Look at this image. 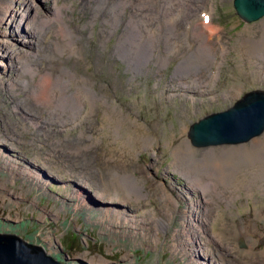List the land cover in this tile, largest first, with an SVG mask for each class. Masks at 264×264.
Here are the masks:
<instances>
[{"label":"rangeland","instance_id":"1","mask_svg":"<svg viewBox=\"0 0 264 264\" xmlns=\"http://www.w3.org/2000/svg\"><path fill=\"white\" fill-rule=\"evenodd\" d=\"M135 1L137 2V0ZM203 1L205 3H202V0H153L155 5L152 2V4L145 7L138 6L143 10H149L148 14L151 12L158 14L148 27L155 31L161 25L160 30L163 35L169 31L167 26L163 24L164 20L169 15L175 14V11H179L180 15L185 13L184 17L180 16V33L174 39L180 38L178 40L182 43L187 40V45L175 56L170 54V51L165 52L166 42L164 41L156 54L159 51L162 55H170L167 66L159 69L157 62L152 61L143 68V72L135 74L133 70H129V63L115 54L116 48L114 46L118 42V38L128 31L137 32V27L144 29L146 21L140 18V14H135L138 18L135 19L133 25L130 24L131 15L138 11L137 9L126 6L122 11L123 6H121L122 13L119 16L118 27L114 30L112 37L104 44L105 34L110 28L104 21L109 16V12H101L93 27L86 26L92 15V3L82 0H16L11 4V0H0V9L1 6L10 5L11 9L15 11L14 15H17V20L21 19L22 14L25 16L28 12L37 11L39 15H47L48 8L51 6L55 10L58 7L62 8V12L67 14V18L73 21L70 25L80 36L78 45L87 50L92 47L93 52L91 54L86 52L83 55L80 52V57L71 56L68 58L66 55L56 53L57 58L55 60L51 59L49 53L53 51L54 47L51 40L56 38L55 35L51 36V34L55 28H59L58 22L49 29L42 40H39L42 43V50L46 51V54L40 51L34 52L29 48L30 39L33 43L35 39L30 38V29L24 24L25 21L20 22V25L23 26L22 29L19 27L15 29L17 31L15 34L19 37L15 38L17 42H15L16 44L13 45L12 49L31 52L36 59L34 65L40 67L41 70L50 63L54 64L53 66H56L57 63L60 65V61L65 59H68V62L73 65H76V60L79 61L81 71L86 75L89 74L93 80L96 79L99 85L104 87L103 93L110 100H114V103L122 108L125 114L137 120L140 125H144L154 137L151 148L142 149L132 156L129 155L126 152L129 149L128 146H122L124 144L121 140H113L111 130L108 128L110 124H107L109 123L106 115L108 108L103 100L97 102V114H95L97 117L93 116L91 120H87L83 125L77 124L80 122L79 120L76 123H70L66 127L54 123L53 127L49 128L50 124L45 129L46 132L49 130L50 135L58 141L57 145L84 144V140H86V144L88 142L93 143L90 149H82V153L77 155H53L48 142L45 145L34 142L33 145V137H37L41 133L38 127L29 125L26 134H24L25 130L17 131L16 133L22 134L23 140L13 141L11 139L10 142L16 143H10L9 145L24 151L33 160V154L38 153L43 157L48 156L50 158L49 162L60 163L62 166L57 173L60 179L63 178V183L48 181L46 184L41 183L38 178H32L35 184L28 181L32 186L25 185L21 188L23 180L27 182L25 178L28 175L18 173L22 172L23 167L26 168V163H18L13 167L16 170H13L2 164L0 160V187L6 188L0 189V232L19 234L29 242L39 243L44 246L49 255L61 258L67 263H75L73 258L84 260L90 264L187 263V258L183 257L184 254L181 250L178 248L176 251L174 247L175 237L173 234H179L181 230H184L182 225L185 223L181 219L180 212V209L184 206L182 204L175 206L170 204V201L168 205L164 195L173 193L175 196H180L182 194L185 197L183 200L186 199L185 206H187V202L194 204V201L198 200H201L202 205H206V203L202 191L191 186L187 188L189 186L188 179H185L183 175L174 170L172 165L175 158L173 155L174 148L180 145L184 139H190L188 132L193 122L208 114L230 108L247 91L264 89L263 55H261L262 57L250 55L244 47H241L243 39H247V43H250L247 37H260L262 31L258 24L264 19L262 18L253 23L244 22L235 11L234 0ZM157 2L160 11L156 9ZM26 3L30 5V8H26ZM182 5H185V8H180ZM32 8H34V11H32ZM203 9L211 13L212 17L210 15L208 20L202 18L198 21L200 12ZM194 20L198 24L200 23L212 29L211 32L214 34L212 40L217 45L214 46L211 63L210 60L206 66L196 64L190 67L193 70L192 73L196 72L198 77H202L203 84L198 88L191 87L186 91L178 87L176 73L178 72V66L189 54H192L193 49V51L196 50L195 41L192 44L189 43L190 46L188 44L195 27ZM6 24L13 25L12 21L4 19V23L0 25V40L3 38L1 33H4L3 27ZM26 29H29V33H24ZM101 29H104L103 36H101L103 34ZM203 30L208 34L210 32L209 29ZM218 34L223 37L224 47L218 43ZM180 42L178 46L172 48L177 50L181 45ZM23 43L27 45L22 46ZM0 44H2L1 41ZM101 58L106 62L103 66H105L108 73L98 74L103 80H100L96 75V72L102 66H96L95 71L94 65ZM2 62L0 76H4L1 70L6 66V62ZM8 63L10 62L8 61ZM54 70V73L59 71L57 68ZM17 72V70H11L6 77L11 79ZM194 77L196 76L194 75ZM39 78L40 76L36 75L34 81L37 82ZM29 80L31 81V78ZM115 80L121 86L120 90L111 88V84ZM188 85L192 86L190 83H187ZM18 86H21V84ZM11 93H14V91L12 90ZM4 94L5 91L0 89V98L3 100L2 105L4 102H10L5 101L3 97L6 94ZM21 95L25 96V93ZM4 108L6 109L5 116L0 111V123L6 119L8 104ZM43 110L44 108H40L37 111L39 119L49 116L47 112L40 114ZM16 111L18 112V110ZM182 116L183 118H181ZM10 120L14 124L11 116ZM31 121L34 123L35 120L31 119ZM185 125L187 130L182 133ZM101 127H104V129L101 130ZM15 128H18V126L15 125L14 131ZM82 130H86V134L92 136V138L83 139L79 137ZM0 131L5 136L15 134L8 126L2 128L0 125ZM123 132L126 139L127 131ZM14 136L17 137V135ZM262 136L260 135L257 138ZM191 146L194 151L193 153L189 151V153L197 159L198 169L201 167V162H203L200 159L201 154L208 153L207 150L213 148L214 153L209 152L210 157L207 156L203 159L204 162L207 161L213 165L210 167L217 168L220 175L222 172L231 171L228 170L229 165H231L234 169H241L236 175L242 172L243 176L245 171L250 169L255 159L256 162H260L264 153L263 147L237 154L226 152L218 155L215 151L221 146L207 148ZM65 158L76 162L78 170L84 171L86 174L85 176L91 184L90 189H87L86 192L91 198L94 195L93 193L97 194L96 188H103L115 176L113 174L116 171H110L108 167L117 169L119 163L124 164V161H126L125 164L129 169L134 166L137 170L134 173L135 176L146 179L144 193L148 196L142 200H137L134 196H129L123 191L121 196L127 199L128 206L138 210L136 213L138 217L148 216V220L144 223L145 227L137 229L130 223L122 224L118 222L112 224L111 219L103 209L104 207H101L100 204H93L89 201L90 204L87 205L86 203L83 204L79 197L71 198L70 192L73 189L72 183L68 179L78 180V177L75 176L74 172L68 173L66 171L69 163L67 162L66 165V162L62 160ZM196 174L201 178H211L197 172ZM14 175L19 179H15ZM40 176L44 178L45 173L41 172ZM248 193L244 188L240 189L236 200L229 207L225 202L214 204V217L210 225V233L220 242V247L224 248L218 250V252H222L221 254L224 256L223 258H226L227 263L251 264L249 256L246 254L247 250L251 248L254 249V252L260 253L256 254L254 259L264 260V254L261 253L264 250V244L261 242L264 238V192L260 188L252 187L251 194ZM44 210L49 212L45 213ZM158 220L166 222L167 227L165 229L157 228L154 221ZM248 224L256 234L245 232L244 228ZM79 235H81V241H79ZM179 239L181 238H176V243ZM63 240L66 242L65 246L73 242V246L68 247L67 251L63 250L65 248Z\"/></svg>","mask_w":264,"mask_h":264},{"label":"bare ground","instance_id":"2","mask_svg":"<svg viewBox=\"0 0 264 264\" xmlns=\"http://www.w3.org/2000/svg\"><path fill=\"white\" fill-rule=\"evenodd\" d=\"M14 1L16 0H11V4ZM82 1L92 3V15L88 19L86 26L93 27L96 20L99 19L101 12H109V16L104 21L110 26L105 34L104 44L112 37L114 30L118 27L119 16L122 13L121 6H123L122 11L126 6L138 10L131 15L132 18L130 24L133 25L135 19L138 18L135 14H140V18L146 21L143 30L142 27H137V32L131 29L132 31H128L123 36H120L118 42L115 43L116 45L114 46L116 48L115 54L127 61L129 63V70H133L135 74L143 72V68L149 65L152 61L157 62L159 69L167 66L170 55H162L159 51L158 54H156V51L160 50V45L164 41L166 42L165 52L167 53L170 51V54L175 56L178 55L181 49L187 45V40L182 43L179 41L180 38L174 39V37H177L180 33V16L184 17L185 13L182 15L179 13L178 15H169L163 22L169 31L163 35L160 30L161 25L155 31H152L151 28L148 27L150 22H152L154 17L158 14L153 12L148 14V12H150L149 10H143L138 7L140 5L145 7L148 4H152L153 0H137V2L135 0ZM1 3L3 4V2ZM202 3H205V1L202 0ZM153 5H155V2H153ZM25 6L27 9L30 8L28 3H26ZM158 6L159 4L157 2V10H159ZM183 6L185 5H182L181 7L183 8ZM32 11H34V8H32ZM14 13L15 11L11 9L10 5L1 6L0 25L4 23V19L12 21L13 25L6 24L3 27L4 33H1L3 38L0 40L2 43L0 44V65L3 64L2 61L6 62V66L1 70V73H3L4 76H0V89L5 91L6 95L4 94L5 96L3 97L5 101H10L4 102L2 105L1 102L3 100L0 98V111H2L4 116L6 110L4 106L7 104L9 106V113L6 112V119L4 122L0 123V125L2 128L8 126L11 131H14L13 128L15 125L18 126V128H15V134L13 135L5 136L2 134V131H0V160L2 161V164L9 169L16 170L13 167L18 163H26V168L23 167L22 172L18 174H27L28 177L25 178V180L32 181L33 184L35 183L32 178H38L41 183L46 184L48 181L62 182L63 178L60 179L57 173L62 166L60 163L54 164L49 162L50 158L48 156L43 157L38 153L33 154V160L28 157L24 151L16 149L14 146L11 147L9 144H15L16 142L12 143L10 140H23L22 134L16 132L25 130L24 134H26V130L29 125H31L32 127H38V130L41 132L37 137H33V145L34 142H39L42 145H45V143L48 142V145L51 146L53 155L56 156H64L66 154L77 155L82 153V149H90L93 143L88 142L86 144V140H84V144L70 143L57 145L58 141L53 138L54 136L50 135L49 130L46 132L45 129H47L50 124L51 126L49 128H52L54 123L66 127L70 123H76L79 120L80 122L77 124L83 125L87 120H91L93 116L97 117L95 115L97 114V102L101 100L104 101L108 108L106 115L108 116L109 123L107 124H110V127L108 126V128L111 130L113 140H121L124 144L122 146H128L129 149L126 152H128L129 155L132 156L139 153L142 149L152 147L154 137L151 133L144 125H140L137 120H134L130 115L125 114L124 110L114 103V100H110L109 97L103 93L104 87L100 86L96 79L93 80L89 74L86 75V73L81 71V64L79 61L76 60V65H73L68 62V59H65L60 61V65L57 63L56 66H53L54 64L50 63L49 65H45L44 69L41 70L40 67L34 65L36 59L34 57L35 55H32L31 52H23L20 49L16 51L12 49L13 45L16 44L15 42H17L15 38L19 37V35L17 36L15 34V32H17L15 29L16 27L22 29L23 26L20 25V22L25 21L24 24L30 29V38L32 37L35 39L34 43L31 42L30 39L29 48L34 52L40 51L41 53L46 54V51L42 50V43H40L39 40H42L49 32V29L58 22L59 28H55L51 34V36H56V38L51 37V41L54 43L53 51L49 53V56L52 57L51 59L55 60L57 58L56 53L66 55L68 58L71 56L80 57V52H82L83 55L86 52L91 54L93 52L92 47L87 50L83 46L78 45L80 36L70 25L73 21H70L69 18H67V14L62 12V8L58 7V9L55 10L54 7L51 6L48 8L47 15H39L37 11L33 13L28 12L25 16L22 14L20 20H17V15H14ZM174 13H176V11ZM210 15L212 17V14L206 12L205 9L200 12V16L205 20H208ZM46 25L48 26L47 28ZM258 25H260V30L262 31L260 37H247L249 38L248 42L250 43H247V39H243L241 41V47H244L250 55L259 57H262L261 55H263L264 58V20ZM151 27L153 26L151 25ZM29 29L24 30V33H29ZM203 29H209V34ZM103 30L104 29H101L103 33L101 36L104 35ZM211 30V28L201 25L200 23L198 24L197 21L195 22V27L193 28L192 36L188 44H192V42L195 41L196 50L193 51V49L192 54H189V56L178 66L176 77L178 79L179 88L187 91L191 87L198 88L203 84L204 81L201 80L202 77H198V73L196 72L192 73L193 70H191L190 67L196 64L206 66L210 60V63L212 62L214 46L217 44L216 42L213 43L212 38L214 37V34ZM129 33H131V35H129ZM217 38L218 43L224 47L225 44L223 43V37L218 34ZM179 42L181 45L177 50L172 48L178 46ZM25 45L27 44H22V46ZM8 61L11 64L8 63ZM256 62L258 63V61ZM105 63V60L101 58L99 62L94 64L95 71L96 66H102L100 70L96 72V75L100 80L103 79L98 75L99 73L108 74L105 66H103ZM55 68L59 70L58 73H54ZM11 70H17L18 72L11 79H8L6 76ZM36 75L40 76L37 82L34 81ZM194 75L196 77H194ZM30 78L31 81L29 80ZM187 83H190L192 86H187ZM19 84H21V86H18ZM8 88H11L14 93H11L12 90ZM111 88L113 90H120L121 86L117 83V80H115L114 83L111 84ZM129 91H131V89H129ZM24 93L25 96H22L21 94ZM40 108H44L40 114L47 112L49 116H46L45 118L40 117L41 119H39L37 111H39ZM16 110H18V112ZM10 116L13 118L15 125L11 123ZM181 118H183V116ZM31 119L35 120L34 123ZM103 129L104 127H101V130ZM125 130L127 131L126 139L123 132ZM185 130H187L186 125L183 126L182 133H184ZM14 135H17L18 138ZM262 135L261 138L256 137L252 139L249 144L246 143L238 146H233L231 144L220 145L221 147L217 148L215 152L218 155L226 152L237 154L242 151L245 152L248 150L261 149L264 147V134ZM79 137L83 139L92 138V136L86 134V130H82ZM37 138L41 140H38ZM191 145H193L191 140L186 138L180 143V145H177L174 148L173 155L175 158L172 165L176 172L183 175L185 179H188L189 186L187 188H190L191 186L194 189H200L202 191V196L206 205H202L200 203L201 200H198L194 201V204L187 202V206H185L184 203L186 202V199H184L185 201L183 200L185 197L182 196V194L180 196H175L173 193L170 194L167 192L168 194L164 195L168 205L170 201V204H174L175 206L177 204H182V206H184L180 209L181 219L185 223L182 225L184 230H181L179 234L173 233L175 237L174 247L176 248V251L179 248L184 254L183 257L187 258L186 264H231L230 262L227 263L225 260L226 258H223L224 256L221 254L222 252H218V250H223L224 248L220 247V242L214 235H212V233H210V225L214 217V204L225 202L229 207L236 200L238 191L243 188L247 193L249 190L248 194H251L252 187L260 188L262 192H264V153L262 154L260 162H256V159L253 161L250 169L245 171V175L242 176V172L239 175H236L241 169H234L231 165H229L228 169L231 171L222 172L220 175L217 168L210 167L213 166L210 162H204V159L207 156L210 157L208 154L209 152L214 153L213 148L208 149V153L205 152L201 154L200 159L201 161L203 160L204 164L201 162V167L198 169V166L196 165L197 159L189 153V151H191V153L194 151V148ZM62 160L66 162V165L69 163L66 171L68 173L74 172L76 174L75 176L78 177V180L68 179L72 183L73 189L70 192L71 198L79 197V200L87 205L90 204L89 201L93 204H100L101 207H104L103 209L111 219L112 224L118 222L122 224L130 223L137 229L145 227L144 223L148 220V216H142L141 218L138 217L136 215L138 210L128 206L126 202L127 199L121 196L122 191L129 196H134L137 200H142L148 196L144 193L146 179L135 176L134 173L137 170L134 166L132 169H129L125 164L126 161H124V164L119 163L120 167L118 165L117 169L108 167V170L116 171L113 174L115 176L112 181L110 183L108 182L103 188H96L95 191H97V194L93 193L94 195L91 198L86 192L87 189H90L91 184L85 176L86 174L84 171H79L76 162L71 159L65 158ZM126 160L130 161L129 159ZM41 172L45 173L44 178L40 176ZM196 172L198 174L207 175L211 178L198 177ZM14 177L15 179H19L16 175H14ZM217 177L219 178L217 179ZM0 189L6 188L0 187ZM122 205H124V207H122ZM44 212L48 213L49 211L44 210ZM154 223L159 229H165L167 227L166 222L162 220L154 221ZM244 230L245 232L256 234L249 224ZM178 237L181 239L176 243V238ZM253 250L254 249L251 248L246 252L251 264H264V260L260 261L254 259L256 254L258 255L260 253L254 252ZM261 253L264 254V250H262Z\"/></svg>","mask_w":264,"mask_h":264},{"label":"water","instance_id":"3","mask_svg":"<svg viewBox=\"0 0 264 264\" xmlns=\"http://www.w3.org/2000/svg\"><path fill=\"white\" fill-rule=\"evenodd\" d=\"M234 8L246 23L264 18V0H234ZM263 133L264 89H254L247 91L230 108L193 122L188 137L195 147L207 148L246 144ZM261 242L264 244V238ZM74 260L75 263H65L24 239L0 234V264H90L81 259Z\"/></svg>","mask_w":264,"mask_h":264},{"label":"clouds","instance_id":"4","mask_svg":"<svg viewBox=\"0 0 264 264\" xmlns=\"http://www.w3.org/2000/svg\"><path fill=\"white\" fill-rule=\"evenodd\" d=\"M177 13V12H176ZM25 185H30L29 184V182L27 181V182H25L24 180H23V185L22 186H20L21 188L22 187H24ZM30 186H32V185H30ZM43 198H44V196H43ZM47 206H49V205H47ZM0 234H4V235H11V236H17V237H19V238H21V239H24V240H26L27 241V239H25L24 237H21L19 234H15V233H3V232H0ZM27 243L28 244H30V245H35V246H37V247H40V248H44V246L43 245H40L39 243H34L33 241H32V243H29V241H27ZM63 244H64V247L66 248V242H65V240H63ZM69 244V243H68ZM65 248H63V250L65 251ZM85 249V248H84ZM45 250V249H44ZM51 256H53V255H51ZM54 258H56L57 260H60V261H63V259H59V258H57L56 256H53ZM73 259H75V258H73ZM63 262H65V261H63ZM65 263H67V262H65Z\"/></svg>","mask_w":264,"mask_h":264},{"label":"trees","instance_id":"5","mask_svg":"<svg viewBox=\"0 0 264 264\" xmlns=\"http://www.w3.org/2000/svg\"><path fill=\"white\" fill-rule=\"evenodd\" d=\"M79 236H80V237H79V241H81V235H79ZM29 243H32V242H29ZM71 246H73V242L67 244L65 250L67 251V248H68V247L70 248Z\"/></svg>","mask_w":264,"mask_h":264}]
</instances>
